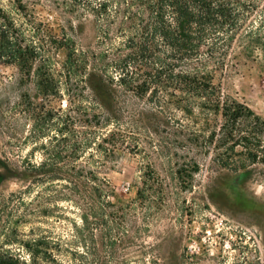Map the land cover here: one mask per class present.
<instances>
[{
	"label": "rangeland",
	"instance_id": "1",
	"mask_svg": "<svg viewBox=\"0 0 264 264\" xmlns=\"http://www.w3.org/2000/svg\"><path fill=\"white\" fill-rule=\"evenodd\" d=\"M28 1L41 37L11 0L0 6L28 38H40L41 54L57 70L63 51L46 36H69L84 50L94 46L98 32L90 14L64 13L60 0ZM260 25L256 16L241 30L213 77L222 94L264 118ZM55 90L42 97L35 78L20 82L13 67L0 65V205L8 206L0 247L27 258L17 243H6L10 233L45 240L39 264H264V179L220 168L204 152L175 142L189 131L214 129L216 117L204 123L195 112L192 122L173 103L130 94L112 117L73 80L56 77ZM45 160L42 171L34 168ZM78 165L101 196L91 189L90 198L74 193Z\"/></svg>",
	"mask_w": 264,
	"mask_h": 264
},
{
	"label": "trees",
	"instance_id": "2",
	"mask_svg": "<svg viewBox=\"0 0 264 264\" xmlns=\"http://www.w3.org/2000/svg\"><path fill=\"white\" fill-rule=\"evenodd\" d=\"M60 1L64 13L94 18L98 32L94 46L84 50L69 36L60 40L46 36L56 50L63 51L57 70L51 57L41 54L40 38H28L23 25L0 6V65L13 67L20 82L35 78L42 97L56 93V77L73 80L112 117L123 111V98L129 94L173 103L192 122L195 112L204 123L216 117L214 129L189 131L175 142L183 143L188 151L204 152L220 168L249 171L264 179V118L222 94L213 77L235 38L256 16L261 23L256 33L264 35V0ZM11 3L31 26L32 34L41 37L34 23L35 4L28 0ZM193 164V171H198L197 163ZM48 165L45 160L34 168L42 171ZM51 165L57 169L55 163ZM82 168L78 165L75 171L74 193L81 199L90 198L91 189L101 196L100 190L89 187L88 178L83 181ZM110 196L118 200L112 190ZM7 215L6 201L0 205V219ZM82 221L86 223L85 216ZM4 237L6 243H17L28 256L24 258L3 245L0 264H39L40 249L46 246L43 238L25 241L12 238L10 233Z\"/></svg>",
	"mask_w": 264,
	"mask_h": 264
}]
</instances>
